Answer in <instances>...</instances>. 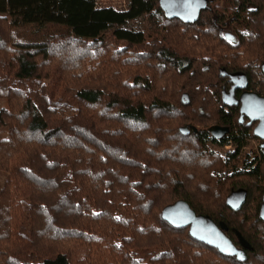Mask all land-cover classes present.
I'll list each match as a JSON object with an SVG mask.
<instances>
[{
    "label": "trees",
    "instance_id": "trees-1",
    "mask_svg": "<svg viewBox=\"0 0 264 264\" xmlns=\"http://www.w3.org/2000/svg\"><path fill=\"white\" fill-rule=\"evenodd\" d=\"M96 3L0 0V264H264L263 171L234 163L255 136L224 97L231 73L264 94V0H208L193 22L160 0ZM142 17L145 30L129 26ZM32 23L66 32L15 37ZM213 122L229 132L214 138ZM186 125L197 132L181 134ZM229 141L225 156L208 146ZM231 187L246 190L238 210ZM180 199L224 221L235 244L236 229L245 260L164 221Z\"/></svg>",
    "mask_w": 264,
    "mask_h": 264
},
{
    "label": "water",
    "instance_id": "water-1",
    "mask_svg": "<svg viewBox=\"0 0 264 264\" xmlns=\"http://www.w3.org/2000/svg\"><path fill=\"white\" fill-rule=\"evenodd\" d=\"M208 0H160V5L169 18H178L182 22H193L197 19L199 12L207 6ZM231 39L233 35L226 34ZM261 72L264 75V61L261 64ZM186 94L182 95V98ZM188 99V98H187ZM240 103V120L242 115L248 118V123L256 121L253 128V135L264 140V97L255 92L243 91L238 97ZM179 131L187 135L190 131L197 132L194 125L181 126ZM211 136L216 139L224 137L229 132L228 126L211 125L208 128ZM246 198L245 189L231 191L226 197V204L233 210H238ZM264 219V205L260 209ZM161 218L176 228H187L189 235L214 249L219 253L235 257L239 261L245 260V251L250 249L249 242L234 228H231L237 239L235 244L226 234L229 227L220 220L217 223L212 221L207 215L196 214L184 200H177L164 206L160 212Z\"/></svg>",
    "mask_w": 264,
    "mask_h": 264
},
{
    "label": "rangeland",
    "instance_id": "rangeland-1",
    "mask_svg": "<svg viewBox=\"0 0 264 264\" xmlns=\"http://www.w3.org/2000/svg\"><path fill=\"white\" fill-rule=\"evenodd\" d=\"M98 6H111L117 10H124L127 8V0H96ZM130 27L135 29H146L149 26V21L147 17L138 18L135 21L131 22L129 24ZM66 32V29L64 26L55 24V23H44V24H26L22 26H17L13 29V33L16 38H18L22 42H43L48 37L57 35V34H63ZM230 32V31H229ZM228 32V33H229ZM231 33V32H230ZM30 86V84L28 85ZM54 98L58 100L59 103L67 102L69 99L68 97L63 93L61 89H57L54 91ZM6 106V100L0 99V108ZM66 109V107H63ZM217 123H212L211 125H214ZM197 127V126H196ZM200 128V126H199ZM247 144V143H245ZM258 142L257 140L249 142L246 146L241 147L237 154V160H234V163H236V167L240 168L242 165L243 157L245 156V153L247 154L250 151H253L256 149ZM209 148L216 151L220 156H225L228 152H232L235 149V143L232 141L227 142L224 145H217L214 143L209 142L208 144ZM244 151V152H243ZM251 154L248 155L250 157ZM232 166H229L228 168H231ZM6 177V173L3 170H0V188L3 185L4 179ZM83 250L80 249L79 257L82 258L83 256Z\"/></svg>",
    "mask_w": 264,
    "mask_h": 264
},
{
    "label": "flooded vegetation",
    "instance_id": "flooded-vegetation-1",
    "mask_svg": "<svg viewBox=\"0 0 264 264\" xmlns=\"http://www.w3.org/2000/svg\"><path fill=\"white\" fill-rule=\"evenodd\" d=\"M261 64H260V67H261ZM260 72H261V69H260ZM261 75L264 77L262 72H261ZM227 81L229 83V87L227 88L226 94H225L224 97H225L226 101H228V104L237 106L238 109L240 108V103L238 102V97L241 94V92H243V91L255 92L259 96H263L264 97V94H263L262 91H260L257 88L253 89L250 86L249 80H247L246 78H243L240 75H237V74H234V73L228 74L227 75ZM240 118L241 117H240V111H239L238 122H239ZM239 123L240 124H244L247 127L252 126L251 129H252V133H253V128H254V126L256 125L257 122L253 121L252 123L249 124L248 123V118L245 115H242V121L239 122ZM255 140H257V142H258V144L256 146V149L254 150V152L250 151L247 154L245 153V156L243 157V160H242V165L240 167L241 168L240 171L246 173V172L250 171V168H251L252 165H258L259 169H262V171H263V180H264V140L261 139V138H258L256 136L253 139H251L249 137H246V143L247 144L249 142L255 141ZM247 144H244L242 147L246 146ZM240 153H242V152H240ZM240 153H238V154H240ZM249 154H251L250 157H248ZM260 179H261V176H260ZM236 189H244V188L237 187ZM236 189H233L231 187V191L236 190ZM262 205H264V194H263L262 199L260 201V205H259V208H258V214H257L258 218L261 219L262 221H264V219H263V217H262V215L260 213V209H261Z\"/></svg>",
    "mask_w": 264,
    "mask_h": 264
},
{
    "label": "built area",
    "instance_id": "built-area-1",
    "mask_svg": "<svg viewBox=\"0 0 264 264\" xmlns=\"http://www.w3.org/2000/svg\"><path fill=\"white\" fill-rule=\"evenodd\" d=\"M97 4V3H96Z\"/></svg>",
    "mask_w": 264,
    "mask_h": 264
}]
</instances>
